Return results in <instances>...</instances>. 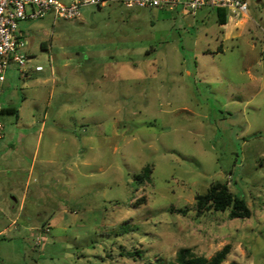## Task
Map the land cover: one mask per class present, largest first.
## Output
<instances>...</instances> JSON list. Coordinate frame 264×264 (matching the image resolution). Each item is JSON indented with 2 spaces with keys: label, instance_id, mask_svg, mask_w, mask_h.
Segmentation results:
<instances>
[{
  "label": "rangeland",
  "instance_id": "374dc122",
  "mask_svg": "<svg viewBox=\"0 0 264 264\" xmlns=\"http://www.w3.org/2000/svg\"><path fill=\"white\" fill-rule=\"evenodd\" d=\"M106 1L80 21L20 23L44 71L23 79L12 65L1 90L19 118H0V200L18 218L0 264H152L227 245L223 264H264V0L225 29L215 8ZM215 182L251 217L199 215Z\"/></svg>",
  "mask_w": 264,
  "mask_h": 264
},
{
  "label": "built area",
  "instance_id": "2783aa9c",
  "mask_svg": "<svg viewBox=\"0 0 264 264\" xmlns=\"http://www.w3.org/2000/svg\"><path fill=\"white\" fill-rule=\"evenodd\" d=\"M126 9H157L178 11L195 15L203 8H224L234 18L248 14L245 0H115ZM106 0H72L63 3L59 0H0V118L2 85L11 66L17 73L28 79L32 72H43L40 65L29 66L28 41L22 37L19 25L24 21L43 20L48 16L55 21H80L82 10L90 6L104 7ZM5 136V127L0 119V140Z\"/></svg>",
  "mask_w": 264,
  "mask_h": 264
},
{
  "label": "trees",
  "instance_id": "16d2710c",
  "mask_svg": "<svg viewBox=\"0 0 264 264\" xmlns=\"http://www.w3.org/2000/svg\"><path fill=\"white\" fill-rule=\"evenodd\" d=\"M218 24L224 26L227 24V10L224 8L216 9ZM42 48H46V44H41ZM5 114H13L17 120L19 118V109L17 107L3 106L1 116ZM152 173V165L147 164L143 167L141 173L136 177L138 181H144ZM196 209L199 215L208 212H229V218L248 219L251 217V210L246 200L241 196L233 193L226 182H215L203 194L196 197ZM185 213V210H178ZM231 252L230 245L225 246L221 251L217 252L211 259L203 255H198L191 248H182L178 251L174 260L164 262L157 260L152 264H223Z\"/></svg>",
  "mask_w": 264,
  "mask_h": 264
},
{
  "label": "crops",
  "instance_id": "0c3cea01",
  "mask_svg": "<svg viewBox=\"0 0 264 264\" xmlns=\"http://www.w3.org/2000/svg\"><path fill=\"white\" fill-rule=\"evenodd\" d=\"M232 20H233V17L232 16L230 17V14L227 12V24L222 26V27L224 29L228 28L229 23ZM235 25H237V24H235ZM19 30H20V34H21L22 29H21L20 25H19ZM228 34L231 36V31ZM11 70L15 71L14 68H12L8 71L6 81L2 85L1 89H3L5 87L7 80H8V74L10 73ZM34 73H36V72H34ZM39 73H42V72H39ZM39 73H36V74H39ZM31 75H32V73H31ZM3 139L0 140V161L3 158V156H2L3 153H5V152L2 153V150H1V148H5L4 145L1 144V141H3ZM0 187H1V184H0ZM0 190H1V188H0ZM2 193L3 192L0 191V197L4 196V194H2ZM15 201L17 202L16 199H15ZM12 209H13V206L9 205L5 198H2V200H0V238H6L7 235L11 232L12 228H16V226L18 225V218H13V212L11 213ZM19 210L20 211L24 210V204L19 207Z\"/></svg>",
  "mask_w": 264,
  "mask_h": 264
}]
</instances>
